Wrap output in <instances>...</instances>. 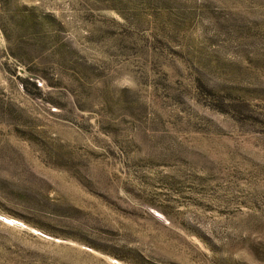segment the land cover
<instances>
[{"label": "rangeland", "instance_id": "374dc122", "mask_svg": "<svg viewBox=\"0 0 264 264\" xmlns=\"http://www.w3.org/2000/svg\"><path fill=\"white\" fill-rule=\"evenodd\" d=\"M0 264H264V0H0Z\"/></svg>", "mask_w": 264, "mask_h": 264}]
</instances>
